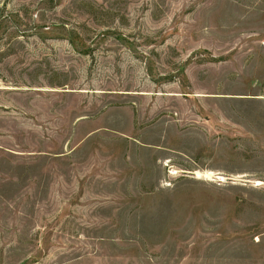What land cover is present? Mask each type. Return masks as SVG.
I'll list each match as a JSON object with an SVG mask.
<instances>
[{"label": "rangeland", "instance_id": "rangeland-1", "mask_svg": "<svg viewBox=\"0 0 264 264\" xmlns=\"http://www.w3.org/2000/svg\"><path fill=\"white\" fill-rule=\"evenodd\" d=\"M0 264H264V0H0Z\"/></svg>", "mask_w": 264, "mask_h": 264}]
</instances>
